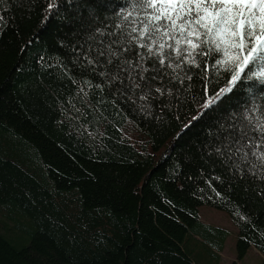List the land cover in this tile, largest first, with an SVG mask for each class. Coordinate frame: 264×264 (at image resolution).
I'll return each instance as SVG.
<instances>
[{"label":"trees","instance_id":"trees-1","mask_svg":"<svg viewBox=\"0 0 264 264\" xmlns=\"http://www.w3.org/2000/svg\"><path fill=\"white\" fill-rule=\"evenodd\" d=\"M48 2L0 0V264H201L194 252L215 258L226 233L201 205L228 214L237 260L264 256V180L225 151L246 110L264 107V84L238 81L192 121L205 84L226 86L211 58L141 101L97 55L123 52L129 0Z\"/></svg>","mask_w":264,"mask_h":264},{"label":"snow or ice","instance_id":"snow-or-ice-1","mask_svg":"<svg viewBox=\"0 0 264 264\" xmlns=\"http://www.w3.org/2000/svg\"><path fill=\"white\" fill-rule=\"evenodd\" d=\"M56 6L57 0H49L47 10ZM118 15L121 24L116 27L122 29V35L126 33L120 42L123 52L111 43L98 51L97 55L107 57V65L116 69L102 75L115 81L123 74L127 88L141 101L164 95L165 88L156 81L166 76L169 82L183 84L192 79V67L207 71L209 58L214 61L212 68L228 74L226 86L213 91L205 84L200 103L204 111L192 116V121L231 93L238 81L247 78L264 84V0H129V6ZM86 59L90 65L98 63ZM167 94L171 95V89ZM243 119L246 123L226 137L227 159L235 157L237 171L243 174L247 169L264 180V107L254 105ZM216 151L225 155L220 148Z\"/></svg>","mask_w":264,"mask_h":264},{"label":"rangeland","instance_id":"rangeland-1","mask_svg":"<svg viewBox=\"0 0 264 264\" xmlns=\"http://www.w3.org/2000/svg\"><path fill=\"white\" fill-rule=\"evenodd\" d=\"M198 211L201 219L209 224L219 226L226 232L223 237L222 249L217 252V256L213 258L206 250L198 248L193 254L198 262L201 264H231L233 260L237 261L238 264H261L263 262L264 259L261 260L257 256L255 251H253V247H250L241 259H236L237 228L232 224L225 211L208 205L199 206ZM0 219H3L1 215Z\"/></svg>","mask_w":264,"mask_h":264},{"label":"crops","instance_id":"crops-1","mask_svg":"<svg viewBox=\"0 0 264 264\" xmlns=\"http://www.w3.org/2000/svg\"><path fill=\"white\" fill-rule=\"evenodd\" d=\"M203 222H207V221H205V220H203V219H201ZM253 251H255V253L257 254V256H259L260 257V259L262 260V259H264V256L260 253V252H258L255 248H253Z\"/></svg>","mask_w":264,"mask_h":264},{"label":"bare ground","instance_id":"bare-ground-1","mask_svg":"<svg viewBox=\"0 0 264 264\" xmlns=\"http://www.w3.org/2000/svg\"><path fill=\"white\" fill-rule=\"evenodd\" d=\"M2 226H3V225H2ZM4 226H5V228H4V227H3V228L6 230V228H7V227H6V224H5ZM7 226H8V225H7ZM15 227H16V225H15ZM8 228H10V227H8ZM8 228H7V229H8ZM11 228H12V227H11ZM9 230L11 231V229H9ZM7 231H8V230H7ZM1 232H2V230H1ZM11 232H12V231H11ZM3 233H4V232H3ZM13 234H14V233H13ZM15 234H16V231H15ZM1 235H2V234H1ZM20 236H21V235H20Z\"/></svg>","mask_w":264,"mask_h":264}]
</instances>
